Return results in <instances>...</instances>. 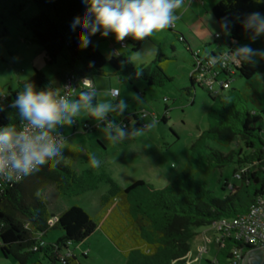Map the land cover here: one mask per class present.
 <instances>
[{
	"label": "trees",
	"instance_id": "trees-1",
	"mask_svg": "<svg viewBox=\"0 0 264 264\" xmlns=\"http://www.w3.org/2000/svg\"><path fill=\"white\" fill-rule=\"evenodd\" d=\"M32 1L36 13L23 20L30 32L29 41L44 52L47 65L56 64L62 57L67 70L58 74L53 83L33 68L28 80L20 81L15 89H8V93L0 97V127L14 126L19 130L23 125L18 109L11 105L27 83L55 97L66 77L79 83L93 75L119 76L129 84L131 79H135L147 87H162L172 81L162 65L174 56L170 58L156 53L149 65L140 69H135L130 62L129 55L139 50L146 37L133 43L130 51L123 55L112 54L107 60L95 47L93 36L88 47H75L78 37L69 30V25L83 11V0ZM255 11L264 13V4H257L255 0H216L211 13L219 29L212 40L225 49L212 50L207 56L217 59L224 51L233 54L243 45L264 49V37L253 41L237 20V17L242 18L244 14ZM225 17L233 20L227 33L220 27ZM173 33L178 41L185 44L180 33ZM185 46L190 51L188 45ZM199 56L192 54L193 64ZM255 59L256 63L235 64L231 61L226 68L218 63L209 67L217 74L214 88H205L211 100L208 126L190 144L188 164L166 185L157 187L139 179L123 188L105 172L96 174L94 168L77 172L73 163L83 148L68 144L62 156L57 158L55 167L45 164L22 180L0 189V256H12L15 264H81L73 253H67L69 244L82 243L99 229L124 255L126 264H189V240L196 228L209 226L222 217L242 214L264 194V57ZM236 74L245 80L241 88L230 85ZM253 80L260 86L252 85L250 81ZM188 82L184 89L188 95H192L195 86L202 87L192 75ZM88 90L86 87L79 89L74 99L79 100L80 93ZM96 100L97 95L94 105ZM167 112L168 107L165 106L162 123L167 120ZM110 120L112 118L107 115L102 123ZM236 139L240 141V147L230 149ZM231 164L236 165L234 176L239 185H231L232 189L221 195L214 194L208 188L210 171ZM194 171H201L202 175L194 177ZM104 180L110 189L101 196L100 206L110 211L100 223L76 204L58 214L53 224L49 223L53 214L41 193L45 185H53L62 196H78L97 188ZM228 186L225 180L221 189ZM52 230H58L61 235L54 242H46L33 251L37 233L46 236ZM228 256L227 248H219L214 258L216 263L206 261V264H229Z\"/></svg>",
	"mask_w": 264,
	"mask_h": 264
},
{
	"label": "rangeland",
	"instance_id": "rangeland-1",
	"mask_svg": "<svg viewBox=\"0 0 264 264\" xmlns=\"http://www.w3.org/2000/svg\"><path fill=\"white\" fill-rule=\"evenodd\" d=\"M184 0L177 13L195 12L199 17L210 19L213 35L216 31V20L211 13L214 0ZM36 13V7L32 0H0V97L8 93V89H15L20 81L28 80L33 68H36L53 83L57 76L67 70L66 62L62 57L54 65H47L44 60V52L38 46L29 41L30 32L24 26L23 20ZM189 13L185 19L190 20ZM184 19V18H183ZM182 20H178L167 29L154 31L146 36L140 43V48L129 55L130 62L135 69L146 68L153 60L156 53H162L167 57H173L164 62L162 69L169 77L170 83L162 87H147L141 81L131 79L127 83L123 77L93 75L96 92V103L110 101L118 105L124 101L126 107L121 111L117 108L108 113L112 120L102 123L84 111L74 118L72 125H60L52 132L62 134L68 139V144L83 148V152L73 163V168L80 172L83 169L93 168L90 165L89 155L95 156L99 161V167L94 172H105L117 185L127 187L136 180L142 179L162 187L171 181L189 162V147L195 141L199 133L208 126V112L211 100L205 87L195 86L188 95L184 89L188 86L190 75L197 77L193 70L192 54L199 53L202 58L208 55L202 48L194 43L186 34L190 48H186L183 42H179L173 32ZM180 28V27H178ZM179 32V31H178ZM95 47L107 60L112 54L118 55L130 51L133 43L139 39L129 35L127 47L121 48L115 33L102 36L99 32L93 35ZM212 48V47H211ZM210 52V48L207 47ZM139 54V59L133 57ZM206 58V57H205ZM34 60L35 66L31 65ZM107 71V67L105 66ZM194 71V72H192ZM109 72V71H107ZM252 85L259 83L250 81ZM245 80L238 74L233 76L230 82L232 88H241ZM256 86V87H257ZM254 87V86H253ZM89 88V87H88ZM116 89L118 94L112 95ZM108 93H111L109 95ZM74 98V97H73ZM76 101V99H72ZM168 107L166 122H161ZM135 115V117H134ZM109 123H114L118 128L126 132L124 139H117L112 143L107 138L105 129ZM113 130V135H115ZM241 143L236 139L230 149L237 150ZM224 149L222 147H219ZM235 164L210 171L208 175V188L216 195H221L231 190V185H239V180L234 176ZM194 177L202 175L201 171H194ZM229 186L221 189L224 181ZM109 183L101 181L97 188L78 196H62L53 185H45L41 189L42 196L47 203L48 210L53 214L50 224L56 221V217L71 205L81 206L96 223H100L109 208L100 206L101 196L108 193ZM109 209V210H108ZM194 236L189 240L188 260L190 264H206L213 261L217 255L218 246L215 238L218 233L210 226L196 228ZM61 233L52 230L46 234V242H54ZM204 246L205 252L200 254L199 247ZM73 253L81 264H126L124 255L99 229L82 243H71L67 253ZM66 253V254H67ZM66 256V255H65ZM0 264H15L12 256L4 258L0 256Z\"/></svg>",
	"mask_w": 264,
	"mask_h": 264
},
{
	"label": "clouds",
	"instance_id": "clouds-1",
	"mask_svg": "<svg viewBox=\"0 0 264 264\" xmlns=\"http://www.w3.org/2000/svg\"><path fill=\"white\" fill-rule=\"evenodd\" d=\"M264 4V0H255ZM184 0H83V11L75 16L69 25V30L78 37L75 47L86 48L91 43V36L100 33L108 36L115 33L117 40L126 36L142 39L154 31L171 27L178 19L177 10ZM245 31L253 41L264 37V13L259 11L237 17ZM233 20L225 17L220 27L227 33ZM257 57H264V49H255L243 45L235 49L231 55H225L224 60L236 63H256ZM139 54L133 60L139 59ZM91 63V62H90ZM80 93V99L68 101L57 100L51 93L38 91L30 83L24 85L11 107L18 109L24 121L21 129L14 126L0 127V177L13 182L29 176L41 166L48 164L55 167L56 157L60 154L62 144H55L49 137V131L60 125H72L74 118L82 111L97 120L107 119V114L119 108L126 107L124 101L113 105L110 101L93 104L96 92L91 90ZM111 95V93H108ZM113 130L115 135H113ZM110 142L124 139L126 132L114 123H109L105 129ZM90 165L98 168L100 161L89 155Z\"/></svg>",
	"mask_w": 264,
	"mask_h": 264
},
{
	"label": "built area",
	"instance_id": "built-area-1",
	"mask_svg": "<svg viewBox=\"0 0 264 264\" xmlns=\"http://www.w3.org/2000/svg\"><path fill=\"white\" fill-rule=\"evenodd\" d=\"M119 46L121 48L126 47L125 38L123 40H119ZM196 54L199 56L198 53ZM225 55L231 54L224 51L217 59H213L207 55L205 56L206 58L199 56L200 58L195 59L196 62L193 64V70L196 71L198 76L194 78L201 84L202 87L204 86L208 90L214 88V78L217 73L216 71L209 70V67L214 63H218L224 68L227 66L229 67L231 61L224 60ZM233 63L237 64L236 62ZM88 85L92 86L91 79L84 78L77 83L72 78L66 77L62 89L54 98L57 100L63 98L69 101L75 94H77L79 89L83 87L88 88ZM226 86L227 84H225V87ZM117 94L118 91L116 89L112 90L113 96H116ZM49 137L53 143L63 145L61 147L60 154L56 157L57 159L65 152L68 145V139L62 134L52 131H49ZM23 178L16 179L13 182H8L5 178L0 177V189L4 188L9 183L18 182ZM209 226L218 233V236L215 238L218 249L227 248L229 255L227 261L229 264H242L243 257L246 254L245 251L248 249L246 248L247 246H249V248L264 247V194L259 196L257 201L246 212L233 217L219 218L212 222ZM37 236L36 242L32 247L33 251H36L39 247L46 244V241L42 238L43 234L41 232H38ZM227 245L230 246L227 247ZM205 251V247H203L202 252ZM213 262L216 263V260L214 259Z\"/></svg>",
	"mask_w": 264,
	"mask_h": 264
},
{
	"label": "crops",
	"instance_id": "crops-1",
	"mask_svg": "<svg viewBox=\"0 0 264 264\" xmlns=\"http://www.w3.org/2000/svg\"><path fill=\"white\" fill-rule=\"evenodd\" d=\"M200 1L202 2L203 0H200ZM192 2H194V1L190 0V4ZM213 2L215 3L216 0H214ZM214 3L212 4V6L214 5ZM212 6H211V8H212ZM189 13H191L190 20H189V22H187L188 19H185V17ZM177 16H178V20H182V24L179 23L178 27H180V28L177 27V28H175V30L177 32L179 31L178 33H180L187 42H188V40L186 38V34L191 38V40L194 43H196L197 45H199L202 48L204 53L209 52V50H207V47L210 48V51H212V50L213 51H222L225 49V47L223 45H218V44L213 43V40H212L213 33H212L211 29H209V27L213 26L212 23L210 22V19L206 20V18L204 19L202 17H199L195 12H191V11L187 12V10L182 12L181 14L177 13ZM216 23H217V21H216ZM216 25L217 26L215 28L216 29L215 33L219 29L218 23ZM183 31L186 32V34ZM118 42H119V40H118ZM203 47H205V50L203 49ZM31 65L35 66L34 60L31 61ZM91 83H92V85H94L93 79L91 80ZM113 90H115V89H113ZM73 97L69 101H72V99H74ZM195 230H194V233L197 234V232H195ZM203 247L204 246L199 247L200 254H203V252H202ZM190 262H191V260H189V264H190Z\"/></svg>",
	"mask_w": 264,
	"mask_h": 264
},
{
	"label": "water",
	"instance_id": "water-1",
	"mask_svg": "<svg viewBox=\"0 0 264 264\" xmlns=\"http://www.w3.org/2000/svg\"><path fill=\"white\" fill-rule=\"evenodd\" d=\"M245 253L242 264H264V247L248 248Z\"/></svg>",
	"mask_w": 264,
	"mask_h": 264
}]
</instances>
